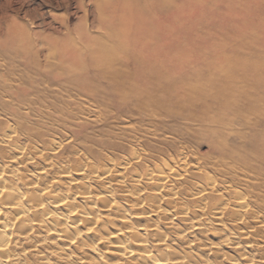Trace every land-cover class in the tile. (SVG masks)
Masks as SVG:
<instances>
[{"label": "rangeland", "instance_id": "1", "mask_svg": "<svg viewBox=\"0 0 264 264\" xmlns=\"http://www.w3.org/2000/svg\"><path fill=\"white\" fill-rule=\"evenodd\" d=\"M261 1L0 0V80L53 82L63 88L52 87L55 95L56 92L63 95L57 96L65 101L66 111L63 112L66 117L60 116L66 122L50 126L48 120L42 121L43 125L47 124L44 125L46 128L57 134L55 145H66L68 137L75 138L81 145L83 137H87L86 148L96 155H112L116 160L129 158L134 150L143 154L142 148H145V161L139 164L143 167L145 163L153 166L164 162L161 160L176 159L177 151L185 141L187 155L185 152L184 155L188 165L183 168L176 164L174 169L180 175L172 181L181 192L179 201L189 210L188 219L193 217L192 212L197 211L198 206L193 203V196L183 194H191L190 189H199L208 176L216 179L220 189L209 197L230 204L223 208L217 220L211 213L205 216L208 222L205 232L189 234L186 240H180V236L175 237L174 231H170L171 225L178 228L176 230H183L190 227L189 221L182 222L177 215L169 220L155 215L148 223L137 221L134 213L147 212L149 205L133 208L123 194L127 188H120L114 182H110L112 197L131 214L128 217L133 222L137 221L140 227L155 223L173 245L189 250L193 256L213 264H263L264 163L259 160L264 153V0ZM110 82H120V90L130 91L141 99L148 94V97L154 95L160 100L161 115L153 121L156 130L146 123L145 115L135 117L143 118L145 123L142 124L135 119L115 118L112 108L120 90L114 91ZM78 85L88 86L82 91L78 90ZM96 88L98 98L92 93ZM107 89L108 94L105 93ZM142 100L147 102V99ZM99 101L109 107L105 110L101 105L98 107ZM145 110L149 111L148 108ZM166 110H176L178 114L164 117ZM147 114H151L150 111ZM0 117L3 122L4 117ZM136 138L144 147L137 144ZM250 140L257 143L253 145L254 149L251 148L255 153L253 173L244 175L241 167L224 171L225 168L212 164L221 152L225 157L216 164L225 166L223 163L236 161L235 155L242 153L243 147L247 149ZM104 143L105 146H101ZM73 146L76 149L79 145ZM68 156H64V163L74 164L73 157ZM35 161L33 165L28 164H31L29 170L37 161L39 167L48 163L40 162V159ZM199 163L208 164L209 168L199 173L194 169L201 165ZM257 166L261 167L257 169ZM55 173L53 176L57 177L59 174ZM110 177H114L113 174ZM226 180H233V187L228 192L222 189L229 185ZM144 183L141 187L147 185ZM90 184L96 186L93 181ZM125 186L134 188L130 182ZM63 188L66 192L67 186ZM234 190L245 196L249 203L246 211L232 206L231 192ZM149 192L145 189L142 194L147 196ZM210 198L206 199L205 206L213 202ZM165 202V196H162L160 205L167 209ZM97 208L101 217L113 220L117 217L116 213H104L98 203ZM136 208L139 209L134 210ZM239 210L243 212L241 217L236 214ZM117 228L126 230L121 226ZM155 238L147 236V243H153ZM98 248L93 256L83 246L79 247L80 254L73 252L100 264L115 262L112 249L106 250L103 245ZM116 263L123 264L120 260ZM52 264L64 262L54 259Z\"/></svg>", "mask_w": 264, "mask_h": 264}, {"label": "bare ground", "instance_id": "2", "mask_svg": "<svg viewBox=\"0 0 264 264\" xmlns=\"http://www.w3.org/2000/svg\"><path fill=\"white\" fill-rule=\"evenodd\" d=\"M260 2L262 1L260 0ZM81 83L79 82V84ZM110 83L114 91L120 90V82ZM55 85L58 90L63 89L58 83L54 84L53 82H5L3 79L0 80V115L4 117V121L0 122V264H52L54 259H56V262L62 261L64 264H100L93 258H86V260L81 255L80 257L76 252H73V250L78 251L80 254L79 247L83 246L93 256L98 252L99 245H103L106 250L112 249L111 255L114 256L115 262L110 264H117V260L122 261L123 264H213V262L204 260L199 256H193L187 249L173 245L167 239V235H163L158 230L155 223L152 225L144 224L143 227H140L137 223L138 220L148 223L152 220L151 216L155 215L162 216L164 220H169L177 215L182 222L188 223L189 221L190 227L185 223L188 228L176 230L178 228L174 225L175 228H173L171 225L170 231H174V234H171L175 235V237L180 236V240H186L189 234L194 235L205 232V226L208 223L205 216L211 213L215 219L216 217H221L223 208L230 205L219 198L216 200L209 197L212 192H218L220 189L217 187L216 179L208 176L205 182L199 186V189L195 191L190 189L188 192H191V194H183L189 197L193 196V203L198 206L197 211L192 212L193 217H191L193 219H188L189 210L179 201L178 197H180L181 192L176 190L175 182L172 181L176 176L180 175L176 173L175 165L178 164V166L183 168L188 165V158L185 152L187 147L184 145L187 143L183 142L180 147L181 150L177 151L176 159L161 160L164 162L153 166L145 163L143 167L139 164L142 165L145 161L144 157L147 155V150L142 148L144 147L143 142L138 138H136L137 144L142 148V151L144 150V153L140 154L137 150H134L129 158H121V160H116L112 155H96L91 149L84 146L86 142H89L87 137H83L84 141L81 144L83 146L76 143L77 141L75 142V138L73 139L72 137L67 139V144L72 146L67 144L63 146L60 140V144L55 145L57 134L44 126L47 124L43 125V122H47V120L50 126L61 123L63 125L64 121L66 122L63 119L66 117V112H63V110L66 111L65 101L60 96H57H63L60 92H56L55 95V91L52 89ZM78 86H80L78 90L85 91V87L88 85L85 87L84 85ZM110 86L109 89L111 88ZM66 87L68 88V86ZM109 89L105 91L106 94H108ZM98 91L97 88L92 91L96 98H98L96 95ZM122 91L123 89L118 92V99L115 101L114 108H112L115 112V118L135 119V121L139 120L142 124L145 123L144 119L135 117L145 115L148 118L146 123L156 130V124L153 121H157V118L161 115L159 110L163 106L160 100L155 98L154 95H149L148 97L147 94L142 98L144 100L147 99V102H144L139 96L132 94L130 91ZM92 93H90L91 96ZM169 95L171 96L172 94L170 93ZM49 100H53V102ZM100 105L104 110L109 107L102 101L97 104L98 107ZM43 108L46 110L45 112ZM146 108L149 109L151 114H147L149 111L146 112ZM23 110L25 113L22 112ZM53 113L59 115L57 116ZM180 113L182 114V112ZM60 114L64 117L62 118ZM166 114L164 117L168 115L174 117L178 112L176 110H166ZM168 119L171 120V118ZM198 119L200 120V118ZM43 127L45 130H40ZM46 137L47 140H44ZM74 144L79 145L77 147L80 149L77 147L75 149ZM253 145L255 144L250 140L247 149L243 147L244 151L235 155L237 160H230L231 164L223 163L225 166L216 164L223 161L225 157L223 152L219 153L223 156L220 157L218 154L216 162L212 164L219 166L221 169L225 168L224 171L241 167L244 170L239 169L244 175L247 172L253 173L252 164L253 155L255 154H253L251 149ZM101 146H105V143ZM70 148L72 150H69ZM258 148L260 147L257 146ZM184 152L186 155H184ZM68 155L73 157L74 160L72 161H74V164L69 165L70 161L69 164L64 163V156ZM36 159H40V162L48 161V163L39 167L40 164L37 161V164L34 163L33 170H29L28 167L31 164H28L36 162ZM259 160L264 163V153L259 156ZM199 164L201 165L194 168L199 173L206 170L205 168H209L208 164ZM259 168L257 166V169ZM55 171L57 172L55 173ZM53 172L59 175L55 177ZM112 174L114 177L111 178ZM92 181L96 183L95 187L90 184ZM232 181L226 180L225 182L229 183V185L224 186L222 189L228 192L233 187ZM110 182L116 183V186L120 188H127L123 190V194L124 197L130 200L127 201L131 202L133 208L147 204V206L149 205V210L147 212H140L141 210L138 213L135 212L133 217L137 221L133 222L132 218L128 217L131 214L129 215V212L123 209L118 201L112 197L114 193L110 188ZM127 182L132 183L134 188L125 186ZM143 182L150 187L148 188L147 185L141 187ZM65 186H67L69 193L65 192L63 188ZM137 187L141 188L138 189ZM145 189L150 191L147 196L142 194ZM231 193L232 206L237 210L246 211L249 203L246 202L245 196L242 195L243 193L236 190ZM162 196H165V207L167 209L160 205ZM208 198L213 202L205 206ZM97 203L100 204L102 211L107 215L116 213L117 217L114 215L116 220L109 219L107 216L101 217V214H98L100 210L97 208ZM241 213L243 214L242 211L236 214L241 217ZM196 219V223H193L192 221ZM135 224H138V226ZM117 226H121L126 230L117 228ZM262 229L264 232V228ZM147 236L156 237L153 239V243H149L150 245L147 243ZM76 257L80 258L76 259Z\"/></svg>", "mask_w": 264, "mask_h": 264}]
</instances>
